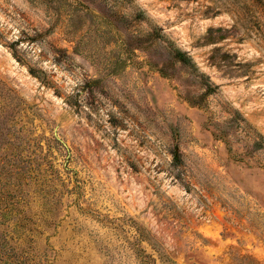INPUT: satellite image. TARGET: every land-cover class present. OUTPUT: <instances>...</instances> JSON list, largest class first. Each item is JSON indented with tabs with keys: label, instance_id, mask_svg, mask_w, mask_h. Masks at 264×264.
<instances>
[{
	"label": "rangeland",
	"instance_id": "obj_1",
	"mask_svg": "<svg viewBox=\"0 0 264 264\" xmlns=\"http://www.w3.org/2000/svg\"><path fill=\"white\" fill-rule=\"evenodd\" d=\"M0 264H264V0H0Z\"/></svg>",
	"mask_w": 264,
	"mask_h": 264
},
{
	"label": "trees",
	"instance_id": "obj_2",
	"mask_svg": "<svg viewBox=\"0 0 264 264\" xmlns=\"http://www.w3.org/2000/svg\"><path fill=\"white\" fill-rule=\"evenodd\" d=\"M174 55L178 59V61H180L182 64H184V65L189 64V59L187 58V56L184 53H182L178 50H175Z\"/></svg>",
	"mask_w": 264,
	"mask_h": 264
}]
</instances>
